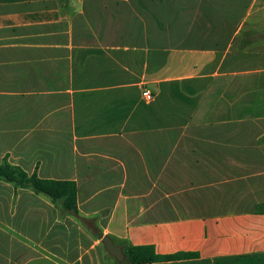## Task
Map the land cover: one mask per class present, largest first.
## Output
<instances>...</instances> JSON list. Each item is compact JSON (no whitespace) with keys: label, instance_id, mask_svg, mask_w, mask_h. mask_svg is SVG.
I'll use <instances>...</instances> for the list:
<instances>
[{"label":"crops","instance_id":"crops-1","mask_svg":"<svg viewBox=\"0 0 264 264\" xmlns=\"http://www.w3.org/2000/svg\"><path fill=\"white\" fill-rule=\"evenodd\" d=\"M5 160L79 216L0 181V264H264V0H0Z\"/></svg>","mask_w":264,"mask_h":264},{"label":"trees","instance_id":"trees-1","mask_svg":"<svg viewBox=\"0 0 264 264\" xmlns=\"http://www.w3.org/2000/svg\"><path fill=\"white\" fill-rule=\"evenodd\" d=\"M0 181L12 184L16 188L30 189L37 195H44L56 205L64 216L71 215L78 217L77 208V185L72 181H61L39 178L36 173L29 175L22 168L11 165L6 160L0 164ZM98 239L103 238L99 234ZM125 254V262L128 264H153L157 262H166L178 260L184 255H159L153 246H133L124 243L122 245ZM108 258L114 260L115 264H124L118 262L115 257L106 253Z\"/></svg>","mask_w":264,"mask_h":264},{"label":"water","instance_id":"water-1","mask_svg":"<svg viewBox=\"0 0 264 264\" xmlns=\"http://www.w3.org/2000/svg\"><path fill=\"white\" fill-rule=\"evenodd\" d=\"M102 243L106 249V251L115 257L118 262H122L125 259V254L123 252V248L119 245H116L114 241L109 236H104L102 238Z\"/></svg>","mask_w":264,"mask_h":264},{"label":"rangeland","instance_id":"rangeland-1","mask_svg":"<svg viewBox=\"0 0 264 264\" xmlns=\"http://www.w3.org/2000/svg\"><path fill=\"white\" fill-rule=\"evenodd\" d=\"M153 94V93H152ZM4 194L2 192V189L0 188V195ZM8 211V204H7V197H0V228L1 229H7L8 227V222L6 218H3L4 216L6 217ZM0 239H4L3 241L7 244L6 240V235L3 233H0Z\"/></svg>","mask_w":264,"mask_h":264},{"label":"built area","instance_id":"built-area-1","mask_svg":"<svg viewBox=\"0 0 264 264\" xmlns=\"http://www.w3.org/2000/svg\"><path fill=\"white\" fill-rule=\"evenodd\" d=\"M142 97L146 102H151L153 100V94L148 89L143 90Z\"/></svg>","mask_w":264,"mask_h":264}]
</instances>
